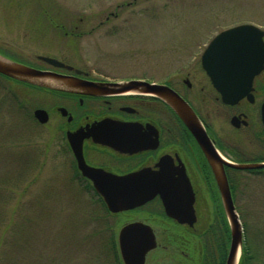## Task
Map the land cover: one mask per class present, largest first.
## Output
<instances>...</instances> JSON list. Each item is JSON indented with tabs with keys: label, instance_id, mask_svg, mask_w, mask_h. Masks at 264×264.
I'll return each mask as SVG.
<instances>
[{
	"label": "flooded vegetation",
	"instance_id": "af4514ba",
	"mask_svg": "<svg viewBox=\"0 0 264 264\" xmlns=\"http://www.w3.org/2000/svg\"><path fill=\"white\" fill-rule=\"evenodd\" d=\"M10 1L16 3L18 14L0 16V56L39 71L96 82L76 83L74 88L57 90L0 74V83H12L50 97H44L47 104L35 106L28 96L25 100L24 95L13 94L18 113L28 116L32 111L30 120L35 126L50 124L52 143L57 144L59 153L68 162V183H75L80 190L76 194L101 205L99 224L95 223L97 218L91 224L92 236L99 235V264H128L120 254L118 234L132 223H139L136 227L142 232L130 233L129 237L150 236L145 227L148 226L155 246L138 261L134 255L137 252L133 253L128 259L130 264H227L232 243L230 225L210 162L192 131L160 96L140 85L122 88L124 82L146 79L91 77L79 64L76 48L67 45V40L71 42L84 34L79 21L50 16L39 0ZM200 56L198 67L187 70L175 83L147 81L150 82L147 84L165 86L185 101L218 155L242 228L233 263L264 264V250L247 240L237 207L243 172L260 173L264 168L243 170L233 166L264 163V67L251 83H223L221 92L202 68ZM231 84L238 87L231 89ZM243 86L246 90L241 96L227 102ZM36 109L45 111V122L35 118ZM81 133H86L80 139L81 158L86 167L99 175L97 181L124 182L123 178L140 172L150 175L142 181H154L161 184V190H167L141 205L117 212L108 210L94 181L78 168L70 139L77 141ZM162 195L172 199L169 203L172 212L166 210Z\"/></svg>",
	"mask_w": 264,
	"mask_h": 264
},
{
	"label": "rangeland",
	"instance_id": "374dc122",
	"mask_svg": "<svg viewBox=\"0 0 264 264\" xmlns=\"http://www.w3.org/2000/svg\"><path fill=\"white\" fill-rule=\"evenodd\" d=\"M0 1V16L18 14L16 3ZM39 2L50 16L82 24L84 34L67 45L76 48L79 64L93 78L175 83L198 67L203 47L217 32L245 23L264 31V0ZM13 94L28 96L35 106L50 98L0 83V264H99L101 245L91 224L95 218L99 224L101 205L76 194L80 190L68 183V162L52 143L50 124L35 126L32 111L18 113ZM237 207L247 240L264 250V171L243 172Z\"/></svg>",
	"mask_w": 264,
	"mask_h": 264
},
{
	"label": "water",
	"instance_id": "95a60500",
	"mask_svg": "<svg viewBox=\"0 0 264 264\" xmlns=\"http://www.w3.org/2000/svg\"><path fill=\"white\" fill-rule=\"evenodd\" d=\"M262 35L263 31L259 27L253 24H240L220 31L208 42L200 57L201 65L218 90L222 92L224 89L223 83L252 82L254 75L264 67V42L262 40ZM44 59L63 66L62 63L53 59ZM0 74L13 79L26 81L30 84L57 90L74 88L76 83H96L75 76L39 71L32 67L10 61L2 56H0ZM238 80L240 82H236ZM124 83L126 84L122 85L123 89L136 88L140 85L155 95L160 96L194 134L210 162L213 175L222 197L232 236L230 259L227 264H234V256L241 243V224L234 211L228 183L223 167L219 162L218 155L212 144L208 141L194 112L185 101L165 86L147 84L150 82L143 80H130ZM230 86L231 89L238 87L235 84H231ZM245 90L246 88L243 86L241 92L230 96L232 100L226 101L229 103L234 102ZM34 116L41 123L47 120L45 111L41 109H36L34 111ZM99 125L101 124L97 126ZM91 127L95 126L91 125ZM84 135H86V133H81L77 141L70 139L71 148L78 160V168L84 175L90 177L94 181V187L103 196V202L108 210L117 212L119 210L141 205L152 199L157 193L161 194L163 191L167 190V188L161 190V184L154 181H142L144 179H149L150 175L140 172L123 178L124 182L115 179L106 182L97 181L99 175L95 174V170L86 167L81 158L80 139ZM233 166L243 170H250L263 168L264 163H242ZM152 178H154V175H152L151 179ZM162 200L166 210L169 213L172 212L169 205L172 199L162 195ZM191 200L192 197L188 199V203H191ZM136 225H139V223L128 224L124 226L118 234L120 254L122 259L128 264H130L128 259L133 253L137 252L134 255L137 258L135 261H138L144 256L146 251L155 246L153 233L149 230L148 226L145 227L148 229L150 236L145 238L129 237L130 233L142 232V230L137 229Z\"/></svg>",
	"mask_w": 264,
	"mask_h": 264
}]
</instances>
